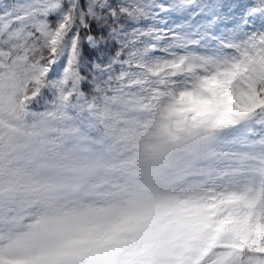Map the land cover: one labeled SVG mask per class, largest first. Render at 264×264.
I'll use <instances>...</instances> for the list:
<instances>
[{
  "label": "snow or ice",
  "instance_id": "obj_1",
  "mask_svg": "<svg viewBox=\"0 0 264 264\" xmlns=\"http://www.w3.org/2000/svg\"><path fill=\"white\" fill-rule=\"evenodd\" d=\"M0 264H264V0H0Z\"/></svg>",
  "mask_w": 264,
  "mask_h": 264
},
{
  "label": "trees",
  "instance_id": "obj_2",
  "mask_svg": "<svg viewBox=\"0 0 264 264\" xmlns=\"http://www.w3.org/2000/svg\"><path fill=\"white\" fill-rule=\"evenodd\" d=\"M85 55H86V57H88V58H92V57H95L96 55H97V53L96 52H93V51H91V50H89L88 48H87V45L85 46Z\"/></svg>",
  "mask_w": 264,
  "mask_h": 264
}]
</instances>
